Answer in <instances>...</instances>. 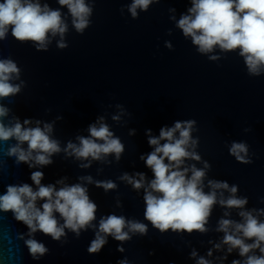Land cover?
I'll return each mask as SVG.
<instances>
[{"label":"water","instance_id":"obj_1","mask_svg":"<svg viewBox=\"0 0 264 264\" xmlns=\"http://www.w3.org/2000/svg\"><path fill=\"white\" fill-rule=\"evenodd\" d=\"M87 2L93 10L82 33L75 30L66 6L58 0H40L61 11L67 24L63 37H50L45 49H38L30 40H17L10 31L0 40V59L13 60L20 69L14 83L23 82L15 96L0 99L10 109L4 122L16 117L21 122L31 120L30 126L36 121L41 126L49 123L50 135L61 148L51 157L52 163L30 168L8 155L13 139L0 141V193L6 185H32L30 175L39 170L44 185L63 180L86 186L97 206L93 225L114 214L145 223L147 232L130 233L125 241L108 235L100 251L89 252L95 227L81 230L79 236L66 229L60 240L37 231L34 238L48 251L34 259L24 243L26 225L11 211H0V264H118L121 260L128 264H197L199 257L212 264H232L243 260L237 249L227 251L228 245L221 243L224 233L217 231L221 218L242 222L240 209L217 202L206 231L162 232L145 219L144 188L136 189L120 177L143 173L146 187L153 178L141 159L153 150L148 135L158 136L162 127H171L176 121L194 120L191 137L197 143L190 150L200 159L185 158L181 167L204 168L205 193L210 191L209 180L225 181L230 187L237 186V197L247 198L244 210H264V72L250 75L238 48L224 51L217 46L210 53H200L191 37H185L176 26V20L191 6L190 0H155L146 11L138 10L136 18L127 10L131 0ZM61 40L65 47L58 46ZM213 56L216 59L210 58ZM101 117L124 145L120 158L108 154L100 160H81L65 153L66 145L88 137L89 125L97 124ZM233 141L248 145L250 162L237 161L229 153ZM86 176L92 177L91 183L80 179ZM109 180L115 188L105 190L96 184ZM216 191L217 200L221 192L224 198L230 195L223 189ZM253 214L264 221L258 211ZM255 252L260 254L258 249Z\"/></svg>","mask_w":264,"mask_h":264},{"label":"clouds","instance_id":"obj_2","mask_svg":"<svg viewBox=\"0 0 264 264\" xmlns=\"http://www.w3.org/2000/svg\"><path fill=\"white\" fill-rule=\"evenodd\" d=\"M154 2L155 0H131L127 10L132 18H136L138 10L146 11ZM190 2L187 13L181 14L176 20V26L182 30L185 37H191L192 43L200 53H210L217 46L224 51L238 48L250 75H260L264 72V0ZM58 3L67 7L75 30L82 33L90 23L92 6L87 0H58ZM9 31L17 40H30L38 49H45L50 37H63L67 24L59 9H50L47 4L42 5L40 0H0V40L4 39ZM58 46L66 45L61 40ZM210 58L216 59L215 56ZM19 74L20 69L13 60L0 59V99L15 96L20 92L23 82L14 83L19 79ZM9 111L7 106L0 103V141L10 138L15 141V144L8 148V155L15 156L18 162L28 163L30 168L52 163L53 154L61 151L58 141L50 135L52 125L44 123L41 126V122L36 121L35 126H30L31 120L25 119L21 122L16 117L6 124L4 118L8 116ZM113 119L119 117L114 116ZM194 124V120L176 121L171 127H162L158 136L148 135V143L153 146V150L146 156L142 155L141 159L152 170L153 178L146 187L143 173H136L134 176L125 173L120 178L136 189L144 188L145 219L162 232L168 229L206 231L205 224L212 206L217 202L227 208L240 209L238 214L242 222L224 218L219 220L217 231L224 233L221 243L228 245L229 253L237 249L238 255L244 258L233 260L232 264H264V221L253 214L258 211L259 215H264V210H244L247 198L237 197V186L230 187L225 181L209 180L210 191L205 193L204 168L197 169L195 165L181 167L185 164V158L200 159L195 151L190 150L194 149L197 143L191 137ZM88 130L90 135L78 137L79 144L69 142L63 149L65 153L81 160L89 157L100 160L108 154H113L117 160L120 158L124 145L109 130L108 125L103 123L102 117L98 119L97 124L89 125ZM150 132V129L146 130V134ZM162 140L164 143H161ZM229 153L237 161L250 162L248 145L245 142L233 141ZM81 166L87 167L88 164ZM207 167L205 163V168ZM42 178L41 171H34L30 175L32 185H6L5 191L0 193V211H11L16 220L26 225L28 238L24 239V243L34 259H39L48 251L42 241L34 238L37 231L49 235L54 240H60L66 236V229L79 236L81 230L95 227V238L90 242L89 252L100 251L107 242L108 235L125 241L131 238L130 233L143 235L147 232L148 226L145 223L127 220L124 216L114 214L102 217L98 225H93L97 206L90 200L85 185H69L63 180L56 181L55 185H44L41 183ZM80 179L92 182L90 176ZM96 184L105 190L116 187L110 180L97 181ZM218 189L226 190L230 195L224 198L221 192L220 199L217 200ZM227 215L225 212V216ZM21 238H24L23 235ZM214 247L219 249L220 244ZM256 249L259 250V255L256 254ZM118 250L123 251V248L118 247ZM211 254L209 250L208 255ZM191 255L195 257L196 252L193 251ZM118 264L128 262L121 260ZM197 264L212 262L199 257Z\"/></svg>","mask_w":264,"mask_h":264}]
</instances>
